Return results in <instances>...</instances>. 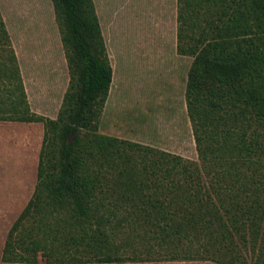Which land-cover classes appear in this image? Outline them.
<instances>
[{
	"label": "trees",
	"instance_id": "trees-1",
	"mask_svg": "<svg viewBox=\"0 0 264 264\" xmlns=\"http://www.w3.org/2000/svg\"><path fill=\"white\" fill-rule=\"evenodd\" d=\"M178 1L198 161L98 133L112 70L93 0H51L69 76L55 119L31 112L0 17V121L43 125L4 263L147 262L135 243L152 239L154 260L247 264L250 245L264 264V0Z\"/></svg>",
	"mask_w": 264,
	"mask_h": 264
},
{
	"label": "rangeland",
	"instance_id": "rangeland-1",
	"mask_svg": "<svg viewBox=\"0 0 264 264\" xmlns=\"http://www.w3.org/2000/svg\"><path fill=\"white\" fill-rule=\"evenodd\" d=\"M93 3L112 70L109 93L97 122L98 133L198 161L185 103L193 58L177 51L179 1L93 0ZM0 17L15 53L31 112L55 119L69 76L51 0H0ZM186 33L193 34V30ZM26 133L12 134L16 140L11 145L0 143V160H6L7 169L12 172L6 177L0 168V264H15L1 260L2 250L9 229L36 185L33 169L36 137H29L30 143L24 148ZM6 134L4 131L2 135ZM17 151L33 173L31 181L22 185L16 173ZM135 246L137 254L152 256L150 261L119 264H169L154 260L167 250L159 248L152 239L136 241ZM246 246H242V254L247 264H254L256 254L250 245ZM170 263L217 264L199 260ZM37 264L45 263L39 260Z\"/></svg>",
	"mask_w": 264,
	"mask_h": 264
},
{
	"label": "crops",
	"instance_id": "crops-1",
	"mask_svg": "<svg viewBox=\"0 0 264 264\" xmlns=\"http://www.w3.org/2000/svg\"><path fill=\"white\" fill-rule=\"evenodd\" d=\"M0 131H2V132H0V135H1L0 136V143H5L6 145H11L10 142H12V140H16L15 135H12V134H14L17 131H21V133L27 132L26 134H27L28 138H26L27 141L23 142L24 148L25 147L27 148L28 145H29L28 143H30L29 137H32V136L36 137V138L34 137L36 139L35 140L36 142L34 144V148H35L34 149V153H36V165H35V167L32 165L33 169H35L34 171H35V175H36L37 165H38V162H37L38 153H39V150H40L42 136H43V125L41 123H22V122H8V121L2 122V121H0ZM4 131L7 133L6 135H2ZM32 131H33V133H32ZM7 137H8V142L6 141ZM17 138L20 141L19 136H17ZM37 145H38V147H37ZM6 149L9 150V148L7 146H6ZM19 150H20V148H19ZM18 151H17V154H18V159L19 160H18V165L17 166L19 168H18V171L16 173L18 175H20L19 184L22 185V184L27 183L31 179V175L33 173L31 174V172L29 171V168H30L29 165L25 164V162L23 161L22 156L20 155V153ZM0 161L2 162V163H0V168H1V170H4L2 173L4 174V176L6 175V177H9L12 174V172H10L9 169H7L8 168L7 165L9 163H7V161L4 160V159L3 160L1 159ZM25 169H28V170H25ZM28 175H30V177H28ZM21 188H23V190H24V187H21ZM7 189H9V188L7 187ZM33 189L34 188H32L30 193H32L34 191ZM167 262H169V264H171L170 262H177V261H167ZM173 264H175V263H173Z\"/></svg>",
	"mask_w": 264,
	"mask_h": 264
}]
</instances>
